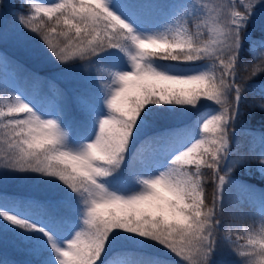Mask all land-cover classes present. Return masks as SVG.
<instances>
[{
  "label": "snow or ice",
  "instance_id": "snow-or-ice-1",
  "mask_svg": "<svg viewBox=\"0 0 264 264\" xmlns=\"http://www.w3.org/2000/svg\"><path fill=\"white\" fill-rule=\"evenodd\" d=\"M152 7L161 6L20 0L9 26L0 12V43L14 31L38 36L61 67L59 78L76 81L71 90L50 81L54 109L35 78L32 92L0 88L8 96L0 99V130L9 149L0 157V184L63 190L54 200L0 190V238L11 233L27 264H161L142 250L152 242L183 264H216L238 247L231 228L221 243L201 168L212 170L216 190L235 183L236 169L255 167L264 178V152L234 160L230 152L246 84L264 74V0H177L156 21L144 15ZM0 62L7 66L6 54ZM205 103L214 107L193 118ZM255 107L264 112V103ZM260 201L264 225V193ZM247 249L233 264H264V227L249 235Z\"/></svg>",
  "mask_w": 264,
  "mask_h": 264
},
{
  "label": "trees",
  "instance_id": "trees-1",
  "mask_svg": "<svg viewBox=\"0 0 264 264\" xmlns=\"http://www.w3.org/2000/svg\"><path fill=\"white\" fill-rule=\"evenodd\" d=\"M215 0H209L211 4H215ZM50 4L54 0H37ZM177 0H145V3L152 5H160L161 7H152L149 15L145 16L150 21L162 20L171 11L167 5L173 4ZM20 0H0V12L3 13L4 25L9 26L12 20V14L17 11ZM189 31L195 33L197 31L195 23L188 24ZM204 35L202 39L207 40V27L202 29ZM23 35V40L18 37ZM259 33H256L258 38ZM0 53L6 54L9 63L5 66L0 62V88L10 89L9 83L16 86L18 90L32 92V80L37 79L40 88L43 90L45 97L53 98L52 102L45 101L49 109L55 108L54 93L55 90H50V81H55L60 88L71 90L76 87V81H65L59 78V73L62 69L57 62L46 51L43 42L38 36L28 35L19 31H14L10 34L7 41L0 43ZM244 58H249L252 61L251 53H245ZM258 63V61H255ZM79 65H86V61H77ZM87 71V68H84ZM98 79L106 78V72L101 68L99 71L93 68ZM247 76V75H245ZM244 76V77H245ZM103 84V81H101ZM250 90L244 93V100L240 105L241 115L235 123L234 128H239L234 138H231L230 152L231 159H237L242 155L258 156L264 152V112H261L258 107L260 103H264V74H261L247 83ZM0 99L5 102L8 96L5 93ZM211 106L207 103L202 104L198 112L192 113V117L198 115L199 112L207 111ZM70 116L78 118V113L73 108ZM8 145L5 142L3 131L0 130V157L8 151ZM195 171V169H192ZM236 169L235 171H238ZM236 173V172H234ZM202 186L205 190V201L211 206L215 199L217 212L220 219V240L223 243V237L226 234L225 230L231 228L230 239L236 242V249L218 255L216 264H233V261L242 260L243 257L238 255L240 251H247V239L249 235L259 231L264 225L260 222V217L257 216L254 209L261 204L260 197L264 193V182L256 178L246 177V187H233L228 189L227 193L220 201L217 198V190L214 187L215 181L212 178V170L201 168ZM233 174V173H232ZM128 187H132L129 185ZM0 190L20 195H30L43 199H58L63 195L61 187H52L48 184L25 183L20 180H6L0 184ZM222 210V211H221ZM14 237L11 233H5L0 238V259L15 261V264H27L28 257L21 247L14 242ZM154 247L155 242L150 244ZM126 246H134L129 244ZM150 248V247H149ZM142 248L151 257L159 259L161 264H183L182 260L172 253L162 254L154 252V249ZM116 250V249H112ZM111 251L105 256L108 260L111 256Z\"/></svg>",
  "mask_w": 264,
  "mask_h": 264
},
{
  "label": "rangeland",
  "instance_id": "rangeland-1",
  "mask_svg": "<svg viewBox=\"0 0 264 264\" xmlns=\"http://www.w3.org/2000/svg\"><path fill=\"white\" fill-rule=\"evenodd\" d=\"M214 2L218 3L219 0H215ZM150 9L151 8L144 10V15L145 16L149 15ZM244 60L251 61V59H249V58H244ZM245 75H247V72L243 68H241L240 69V76L244 77ZM9 88L10 89H17L15 85L10 84V83H9ZM246 90L247 91L250 90V88H249V86L247 84H246ZM263 100H264V97H263ZM238 129L237 128L230 129V134L232 132H234L236 134ZM234 136H232L231 138L233 139ZM235 172L236 173L231 174L232 175V179L235 181V183L233 184V187H241V186L246 185V183H247L246 177L256 178V179H259V180L264 182V178H262L261 174L255 169V167H253V169L251 171H249L247 169H239L238 171H235ZM230 188H231V186L226 184L223 188L217 190L218 201H220L221 198H223L225 196V194L227 193L228 189H230ZM254 211L257 214V216L260 217V214H261V211H262L261 205L256 207ZM141 247L142 248H146V249H148L150 247L149 249H151V250L154 249V252H159V253H162V254H168L169 253V251L167 249H165L163 246H160L158 244H155L154 247H151L150 245L144 244Z\"/></svg>",
  "mask_w": 264,
  "mask_h": 264
}]
</instances>
